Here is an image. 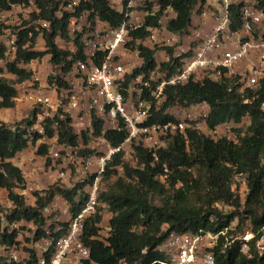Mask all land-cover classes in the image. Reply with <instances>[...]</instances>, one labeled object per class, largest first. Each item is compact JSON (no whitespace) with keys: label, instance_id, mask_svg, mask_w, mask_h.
I'll use <instances>...</instances> for the list:
<instances>
[{"label":"built area","instance_id":"built-area-1","mask_svg":"<svg viewBox=\"0 0 264 264\" xmlns=\"http://www.w3.org/2000/svg\"><path fill=\"white\" fill-rule=\"evenodd\" d=\"M106 1L112 11L124 15L123 22L116 28H111L101 21L93 10L85 9L77 14L76 8L81 0H61L55 17L60 18L63 13L69 14L67 25L69 39L65 42L57 37L55 44L59 49L73 55L77 40L82 47L83 60H75L65 72H62L61 67L50 64V55L20 64V67L29 71L31 75L22 81H18L15 76L17 83L13 87L16 96L12 98L14 106L0 109V120L5 112L19 111L21 103L34 109L31 112V119L27 118L33 123L28 127L20 126L26 131L27 147L9 160L11 165L20 171L24 180L21 186L14 188V193L24 198L26 205L29 206H34L37 196H43L53 185L71 189L81 184L84 185L83 192L86 196L75 216H71L69 205L60 195L64 207L58 206L55 202L57 196H54L42 210V214L47 218L46 222L52 210L60 211L61 215L54 213L55 227L52 232H61L55 240L47 224L42 228L45 236L34 240L37 227L32 222L7 223L5 216L9 211L4 215L0 214V233L14 230L17 232V244L10 247L0 246V264H85L90 259V249L83 242L85 225L98 212L100 206L98 195L103 190L100 181L116 155H120L122 162L135 168L138 158L135 156L134 146L142 145L156 161V150L164 147L167 140L173 136L179 135L186 139L187 130L216 137L219 126L209 129L206 125L209 111L206 103L190 106L200 108L195 117L187 115L185 118H177V112L173 110L178 105H175L165 111L173 120L164 124H147L152 112H157L164 101L163 91L166 86H177L190 80L216 81L223 77L239 76L241 90H255L260 79L264 77V0H196L191 17L192 26L183 35L174 34L167 29V21L174 18L175 13L170 6H166L157 25L145 28L148 35L143 40L137 39L134 42L136 46L142 45L147 48H150L147 43H152L153 50L155 47L162 48V51H155L154 54L156 67L148 80H143L141 75H137L128 82L127 76L142 65L139 50L131 44L130 33L143 28L145 18L159 12L163 0ZM31 6L34 8L33 12H37L33 0H30L28 6L11 5L9 10L0 13L12 9L25 10ZM233 9L238 10L237 17L233 15ZM36 22L38 28L34 30L39 32L38 37L42 38V29L48 30L49 23L44 20ZM191 29H194L192 39ZM5 30L6 27L3 34ZM17 32H13L6 46L4 45V58L0 59V62L8 56H10L8 62L15 59ZM58 40L66 48L58 46ZM44 50L45 47L42 51ZM158 53L161 54V63L157 60ZM44 58L48 60V66L51 65L55 69L50 71L47 83L42 87L39 83L41 79L39 72L47 69L45 63L43 65L38 62ZM175 59H179L177 72L167 77L160 71L161 64L172 66L171 62ZM244 62L246 63L242 64ZM36 69L39 72H36ZM49 77L53 78L52 83L48 82ZM57 77L65 86L57 85ZM145 94L147 99L142 97ZM55 118L67 121L68 127L77 137L75 146L58 142L59 123ZM93 118L102 121L100 136L94 135ZM48 121L54 130L50 138L44 132ZM1 124L7 125L0 121ZM13 124L8 125L12 130ZM107 131H124L126 138L120 145L112 146L104 137ZM84 138H87V142ZM94 143L102 145L105 150L91 146ZM42 146L45 152L38 154ZM81 151L90 153L81 154ZM28 154H31V157H28ZM37 158L44 159L47 170L57 168L55 183L48 190H43L41 186L39 173L44 167L38 164ZM117 169L122 171V166L116 167V171ZM167 174L168 169L164 166L163 174L158 177L164 180ZM0 190L6 192L7 207L12 208L13 203L8 200L7 191L1 188ZM29 201L31 203H28ZM63 217H66V221L62 220ZM64 222L67 225L62 227L60 223ZM97 227L100 235V229H104L102 219ZM105 230L109 234L108 226ZM23 233L27 234L26 242L20 243L19 238ZM218 238L219 234L212 233L172 232L157 248L166 258V262L161 264H215L212 250ZM241 248L244 251L247 245L242 244ZM256 248L264 254V228L256 242Z\"/></svg>","mask_w":264,"mask_h":264},{"label":"trees","instance_id":"trees-1","mask_svg":"<svg viewBox=\"0 0 264 264\" xmlns=\"http://www.w3.org/2000/svg\"><path fill=\"white\" fill-rule=\"evenodd\" d=\"M30 0H0V11H7L11 5L28 6ZM61 0H33L37 12L30 13L31 21L44 20L49 23V29H42L44 51H36L34 47L39 32L24 22L23 29L18 30L16 40V56L12 62L5 64L8 73L22 81L31 73L20 67L50 55L52 66L61 67L62 72L69 70L77 59L83 60L82 47L75 41L76 51L73 55L63 51L55 44L57 37L68 41L67 25L69 14L63 13L56 18ZM196 0H163L160 11L154 16L145 18L144 27L130 33L132 46L136 47L142 58L140 68L133 70L127 76V82L141 75L148 80L150 73L156 67L155 50L135 45V40H143L148 32L147 27L157 25L166 6H170L175 17L167 21V29L177 35L186 34L192 26V12ZM93 10L100 20L111 28L118 27L124 20L123 14H118L109 8L106 0H81L76 8L78 14L82 10ZM237 17V9L232 10ZM5 26L0 23V36ZM5 47L0 43V59L4 58ZM71 59L69 60V56ZM172 66L161 64L160 71L167 77L175 74L179 67V59ZM59 87L65 83L56 78ZM239 76L223 77L213 81L204 79L177 86H166L163 91L164 101L157 112H152L147 124H164L173 120L165 111L178 105L183 108L206 103L209 108L206 125L214 129L220 125L240 124L244 118L248 125L244 132L234 129L236 142L226 137L217 139L205 136L194 130L186 131V139L176 135L167 140L164 147L156 150L157 160L142 147L134 146L138 158L136 167L122 162L116 155L104 174V179L117 175L116 167L122 166V176L117 177L107 189L101 190L98 201L102 209L109 212L106 238L98 234L97 225L101 222V212L88 220L85 225L83 242L90 249V259L85 264H161L166 258L157 248L172 232L174 233H212L219 234L217 244L212 250L215 264H264V254L256 248V242L264 228V77L260 79L255 90H241ZM49 83L53 78L49 77ZM16 96L13 85L0 78V109L14 106L12 98ZM147 99L146 94L142 96ZM246 101V102H245ZM57 129L58 142L75 146L77 137L73 135L67 121H59ZM32 120H23L11 126L0 125V188L7 191L8 200L13 203L12 209L6 214L7 223L14 221L32 222L36 227L34 240L45 236L42 228L46 226L47 218L42 210L60 195L69 205L71 216H75L85 201L84 185L78 184L71 189L59 188L53 185L43 196H37L34 206L26 205L24 198L14 193V188L24 182L20 171L13 167L9 160L27 147L26 131L20 126L28 127ZM95 136H100L102 121L92 119ZM47 137H52L54 130L48 121L44 127ZM38 136L36 135L35 138ZM112 146L120 145L126 138V132L107 131L104 134ZM87 142V138H84ZM35 141V140H34ZM33 141V143H34ZM45 152L40 147L38 154ZM89 154V151H81ZM167 167L166 179H159L163 168ZM235 176H241L245 181V197L243 200L232 188ZM154 199L159 204L154 203ZM229 207L231 210L226 211ZM233 222H236L233 225ZM65 227L67 223H60ZM55 223L49 224L54 240L61 232L53 233ZM250 228L253 237L245 242L237 235H244ZM17 232L0 233V246L10 247L16 243ZM17 244V243H16ZM242 244L247 245L244 252Z\"/></svg>","mask_w":264,"mask_h":264},{"label":"rangeland","instance_id":"rangeland-1","mask_svg":"<svg viewBox=\"0 0 264 264\" xmlns=\"http://www.w3.org/2000/svg\"><path fill=\"white\" fill-rule=\"evenodd\" d=\"M34 8L33 6L24 9H12L9 12H3L0 13V23H2L5 27L6 30L4 32V34L2 36H0V43L5 45L7 44L10 35L13 32L18 31V29H21L23 27L24 22H27L29 26L34 27V28H38V22L36 21H31L30 20V13L33 12ZM193 31L194 29H191L190 31V36L191 39L193 38ZM58 46L63 48H66L65 45H62L63 43L58 40L57 41ZM150 48L154 47V44L152 43H147ZM181 42L180 45L181 46ZM182 48V47H181ZM35 49L36 50H40L42 51L44 49V41L42 38L38 37L37 41H36V45H35ZM155 51L156 52H160L162 51V48H156L155 47ZM159 56H157V60L159 63H161L162 60H160L161 54L158 53ZM8 59H10V56H8L7 58H5L2 62H0V78L4 79L5 81H7L10 85H16L17 81L14 75L6 72L5 70V64L9 61ZM45 63V68L47 69V71H43L40 70V72L36 69L35 71L40 73V85L43 87L45 86V84L47 83V78L48 76L51 74L50 71H54L55 68H53L51 65L48 66L49 62L46 59L40 60L38 62V64H43ZM246 62L242 63L245 64ZM243 69V68H242ZM208 109V108H207ZM18 110H12V111H8V113H3L1 116V123H6L7 125H11L13 123H18L19 121H22L23 119H31V112L34 110L31 107H27L26 105H24L23 103H21L18 107ZM200 110V108H196V107H189V108H183V107H175V109L173 110L175 113L177 112V118H185L187 115H191L192 117L196 116V113ZM205 110V108H204ZM6 121V122H5ZM248 119L244 118L242 120V122L240 124H234V123H228V124H223L219 126L218 129V133L216 134L215 139H217L218 137H226L227 139H229L230 141L236 142V133L233 131L234 129L240 128L243 132L246 129V126L248 125ZM41 144V143H40ZM91 146H95L97 147V149L99 150H105L104 147L102 145H97L96 143L91 144ZM37 162L38 164H41V167L44 169L39 173V176L41 177V186L43 187V190H48L50 188V186L52 184L55 183L54 179H55V175L57 172V168H52L50 171L47 170V166H45L44 163V159H38L37 158ZM48 165V164H47ZM38 172V170L36 171ZM121 177L122 176V171L117 169V175H112L110 176L109 179H104L102 178V180L100 181L102 189L105 190L108 188V186H110L114 180L117 177ZM66 188V187H65ZM233 190L235 191V193L240 197L241 200L244 199L245 197V181L244 178L241 176H235L234 180H233V185H232ZM57 198L55 200V202L58 203V206H62L64 207V201L62 200V198L59 197V195H56ZM7 198L5 197H1L0 198V214L4 215V213L10 211L12 208L11 207H7ZM28 203H31L30 201ZM154 203L155 204H159V201L157 199H154ZM101 212V219H102V223L104 225V229H100V237L101 238H106L108 235V231L105 230V227L108 226V220H109V212L107 211V208H103L102 209V204H100L99 208H98ZM226 211L231 210L229 207L225 208ZM57 215H61L60 211H53L52 210V214H50L49 216V220L47 222V225L52 224L54 221V217ZM66 217H63L62 220L66 221L65 219ZM236 222H233V225H235ZM24 225V224H23ZM25 227V226H23ZM246 232L244 233V235H237V238L243 240V241H247L252 237L250 228H246ZM26 238H27V234L23 233L22 236L19 238L20 239V243L21 242H26ZM263 243V242H262ZM20 249H25V247H20ZM247 249H244V252Z\"/></svg>","mask_w":264,"mask_h":264},{"label":"crops","instance_id":"crops-1","mask_svg":"<svg viewBox=\"0 0 264 264\" xmlns=\"http://www.w3.org/2000/svg\"><path fill=\"white\" fill-rule=\"evenodd\" d=\"M192 23H193V21H192ZM46 59H47V57H45ZM44 58V59H45ZM44 65V64H43ZM31 66H33V65H31ZM42 67V66H41ZM28 157H31V154H28ZM6 196V192L4 191V190H0V198L1 197H5ZM1 203V202H0Z\"/></svg>","mask_w":264,"mask_h":264}]
</instances>
